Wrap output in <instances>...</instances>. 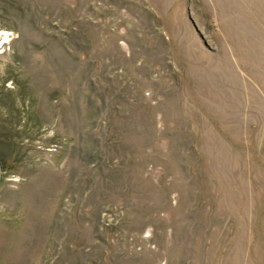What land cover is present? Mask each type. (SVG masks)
<instances>
[{"label": "rangeland", "instance_id": "obj_1", "mask_svg": "<svg viewBox=\"0 0 264 264\" xmlns=\"http://www.w3.org/2000/svg\"><path fill=\"white\" fill-rule=\"evenodd\" d=\"M0 264H264V0H0Z\"/></svg>", "mask_w": 264, "mask_h": 264}, {"label": "water", "instance_id": "obj_2", "mask_svg": "<svg viewBox=\"0 0 264 264\" xmlns=\"http://www.w3.org/2000/svg\"><path fill=\"white\" fill-rule=\"evenodd\" d=\"M0 179H1V167H0Z\"/></svg>", "mask_w": 264, "mask_h": 264}]
</instances>
